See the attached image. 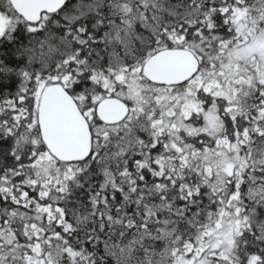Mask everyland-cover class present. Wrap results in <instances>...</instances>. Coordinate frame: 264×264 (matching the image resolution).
Instances as JSON below:
<instances>
[{"label": "snow or ice", "instance_id": "1", "mask_svg": "<svg viewBox=\"0 0 264 264\" xmlns=\"http://www.w3.org/2000/svg\"><path fill=\"white\" fill-rule=\"evenodd\" d=\"M0 264H264V0H0Z\"/></svg>", "mask_w": 264, "mask_h": 264}]
</instances>
